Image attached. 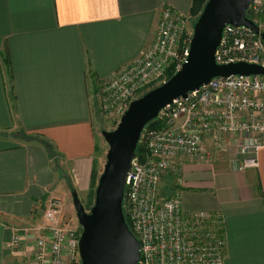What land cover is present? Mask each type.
I'll return each instance as SVG.
<instances>
[{
	"label": "crops",
	"instance_id": "0c3cea01",
	"mask_svg": "<svg viewBox=\"0 0 264 264\" xmlns=\"http://www.w3.org/2000/svg\"><path fill=\"white\" fill-rule=\"evenodd\" d=\"M191 4L0 0V264H11L28 233L44 232L43 211L60 187L53 152L68 164L76 190L89 184L98 84L141 56L164 8L187 18ZM229 145L208 163H183L181 208L221 217L223 264H264V149L257 168L238 172V140ZM15 236L21 242L11 249Z\"/></svg>",
	"mask_w": 264,
	"mask_h": 264
},
{
	"label": "built area",
	"instance_id": "2783aa9c",
	"mask_svg": "<svg viewBox=\"0 0 264 264\" xmlns=\"http://www.w3.org/2000/svg\"><path fill=\"white\" fill-rule=\"evenodd\" d=\"M246 17L258 34L245 26H225L214 53L217 65L264 68V0H253ZM190 35L186 36V18L164 8L153 42L141 56L99 83L103 114L120 119L145 87L169 72L177 73L187 61ZM152 123L155 127H145L140 135L122 201L125 222L139 244L138 264H223L226 240L221 217L185 213L178 180L167 196L160 194L159 184L167 173L178 177L186 160L208 163L205 140L219 142L227 134L241 139L234 170L258 167L264 149V75L214 78L173 100ZM43 220L47 225L37 238L34 264H80L78 238L60 225V199H48ZM20 242L15 236L8 247L14 249Z\"/></svg>",
	"mask_w": 264,
	"mask_h": 264
},
{
	"label": "water",
	"instance_id": "95a60500",
	"mask_svg": "<svg viewBox=\"0 0 264 264\" xmlns=\"http://www.w3.org/2000/svg\"><path fill=\"white\" fill-rule=\"evenodd\" d=\"M252 1L207 0L194 23L186 63L167 81L133 100L112 131L101 133L108 149L89 212L72 192L73 208L82 229L77 243L80 264H138L139 244L125 222L122 201L140 135L159 112L214 78L264 75L260 66L217 65L214 61L225 26H245L258 34V28L246 17Z\"/></svg>",
	"mask_w": 264,
	"mask_h": 264
},
{
	"label": "rangeland",
	"instance_id": "374dc122",
	"mask_svg": "<svg viewBox=\"0 0 264 264\" xmlns=\"http://www.w3.org/2000/svg\"><path fill=\"white\" fill-rule=\"evenodd\" d=\"M199 14L195 17L189 16L186 18V36H189L190 34H191L190 36H192V29H193L194 23L196 22ZM165 80H166V75L164 77H161V79L156 80V82L145 87L142 92L136 95V98L138 99L145 92L149 91L150 89L154 87L161 85V82ZM101 88L103 89V87L101 85L99 86L98 84L97 89L94 94L96 104H97V110L94 111V117H93L94 120L92 121V125H93V137L92 138H94L93 139V142H94L93 175L89 181V184L86 186V188H80L76 190L73 187V184L71 181L72 176L68 168V164L65 162V160H63L62 157H58L56 153L51 151L53 152L51 154V157L53 159L52 161L55 165L57 164V166H54L53 168L57 169L55 172V176L58 181V186H60L58 188L59 194H55L56 196L59 197L57 198L60 199L61 201L60 225L63 227V229L73 232L74 237L78 239L82 232V229L77 222L75 210L73 208L72 192L73 191L76 192L79 200L81 201L82 206L84 207L86 212H89L91 207L94 204V195H95V189L97 186V181L103 170V166L105 163V155L108 149L106 142L101 136V133L112 131L116 127L117 123L119 122V118L117 116H114V117L105 116L102 110H100L99 104H98V95L100 96ZM220 137H221V140L219 142H217V138H209L210 141L208 139V141L205 142L204 147H205L206 152L209 153L210 155V160H212L215 154H221V153L227 154L230 150L229 142L233 138L235 140H238L237 152L239 155V146L241 143L240 138H237L230 134H227L226 136H220ZM29 140L30 139H28V141ZM32 140L37 141L42 144L46 143L45 140L38 139V137ZM175 183H176V180H175ZM170 185L171 184L168 183V179L166 176V178L160 181V184H159L160 194L167 195ZM172 185L174 186V183ZM63 194L65 195V198L63 197ZM37 223L39 226L43 225V222L37 221ZM28 234L30 235L28 236V238H26V243L20 244L21 246L18 247V250H15L16 252L14 253V260L11 261V264H34L36 262V257H35L36 242H37V238L42 236L43 232L40 234H37V232L34 231V233H28Z\"/></svg>",
	"mask_w": 264,
	"mask_h": 264
},
{
	"label": "trees",
	"instance_id": "16d2710c",
	"mask_svg": "<svg viewBox=\"0 0 264 264\" xmlns=\"http://www.w3.org/2000/svg\"><path fill=\"white\" fill-rule=\"evenodd\" d=\"M207 2V0H192V4H191V7H190V16L191 17H195V16H197L199 13H201V9H202V7H204V5H205V3ZM173 75V73H171V72H169V73H167V76H166V81L171 77ZM155 88V87H154ZM153 89V88H152ZM151 90V89H150ZM149 90V91H150ZM148 92V91H147ZM146 93V92H145ZM144 93V94H145ZM148 126H150V127H155V125L152 123L151 124V122L146 126V127H148ZM46 147H48L47 146V144H46ZM139 151V145H137V148H136V152L135 153H137ZM50 156V155H49ZM91 175H90V179H91V177H92V175H93V167H92V170H91ZM166 176H167V179H168V183L169 184H171L170 185V187H169V191H168V193H167V195L170 193V192H172V190L174 191L175 190V188H176V186H175V180H177L176 178H177V175H172V174H170V173H167L166 175H164L163 177H162V179L161 180H163L164 178H166ZM174 183V186L172 185ZM163 196H167L166 194H162Z\"/></svg>",
	"mask_w": 264,
	"mask_h": 264
},
{
	"label": "bare ground",
	"instance_id": "6f19581e",
	"mask_svg": "<svg viewBox=\"0 0 264 264\" xmlns=\"http://www.w3.org/2000/svg\"><path fill=\"white\" fill-rule=\"evenodd\" d=\"M125 191V190H124ZM124 195V194H123Z\"/></svg>",
	"mask_w": 264,
	"mask_h": 264
}]
</instances>
